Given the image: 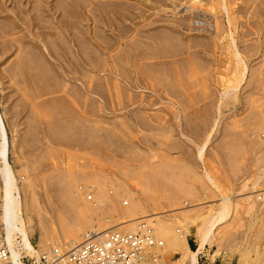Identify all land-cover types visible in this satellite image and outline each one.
Masks as SVG:
<instances>
[{"label":"rangeland","instance_id":"374dc122","mask_svg":"<svg viewBox=\"0 0 264 264\" xmlns=\"http://www.w3.org/2000/svg\"><path fill=\"white\" fill-rule=\"evenodd\" d=\"M104 1L115 2L114 5L134 4L133 0ZM162 1L165 8L162 21L172 20L174 16L166 12L176 7L169 0ZM141 2L144 7L158 6L153 0H138ZM179 2L175 11L182 13L176 17L194 21L196 30L192 34L207 36L208 50L195 59L186 54L172 56L165 52L154 59H134V63L142 67L146 85L167 88V93L164 91L160 98L145 90L141 94L143 98L148 96L154 104L151 109L155 110L130 107L131 97L134 101L135 95L124 91L120 80L114 75L93 74L94 78H99L98 91L106 100L99 108L86 105L84 120L73 117L71 107L63 108L57 103L28 107L17 120L21 145L12 150L14 168L20 169L16 159L19 156L25 164L21 170L35 183L39 201L46 206L58 229L63 225L64 228L73 226L75 220L80 222L77 216L87 210L76 191L80 187H92L97 198L108 205L113 224L119 223L113 217L116 211L131 207L136 203L134 199L144 201L146 210L151 213L161 212V208L173 212L180 209L171 216L172 225L181 234H187L190 248L196 251L197 230L208 218L216 200L221 196H234L245 177L244 167L250 163L255 165L256 158L261 156L263 139H259V135L263 132H259V126L264 117V101L260 83L264 75V47L248 61L245 84L242 82L236 92L229 91L230 95L235 93L237 101L220 104L221 89L235 85L241 66L225 50V41L220 54L215 53L212 41L215 23L224 25L229 33L227 14L217 8V0ZM225 2L230 14L238 7L240 23L245 26L249 22L250 26L243 31H250L246 45L254 46L257 36L252 32H255L256 21H246L254 13L253 9H246L240 2L234 7V0ZM191 6L196 10L190 11ZM261 9L264 14V4ZM153 13V10L145 12L149 16L147 22L159 18ZM260 21L264 23V17ZM231 40L230 36L228 41ZM133 47L136 44L129 50ZM155 47L149 48L150 54ZM116 53L117 49L111 55ZM114 64L119 70L116 76L123 74L125 70L119 66L123 64L118 57ZM220 66L224 67L222 87L217 85ZM90 96L95 97L94 91ZM216 117L220 118V124L210 135ZM208 135L210 142L201 163L197 146H201ZM47 141L49 146H45ZM204 169L214 178L218 191L208 186L203 177ZM254 171L255 168L249 178ZM123 201L128 205L122 206ZM185 204L192 206L191 209H184ZM31 217L36 231L30 242L39 249L40 234L47 233L48 226L45 219L34 214ZM257 230L258 222L244 214L231 218L215 232L218 255L212 258L216 248L206 246L198 256V264H264V251L255 245ZM178 258L176 256L173 262Z\"/></svg>","mask_w":264,"mask_h":264},{"label":"bare ground","instance_id":"6f19581e","mask_svg":"<svg viewBox=\"0 0 264 264\" xmlns=\"http://www.w3.org/2000/svg\"><path fill=\"white\" fill-rule=\"evenodd\" d=\"M153 1L158 6L144 7L142 2L138 3V0L137 5L135 0H133L134 4L119 5L104 0H0V67L7 65L0 70V206L5 237L12 251L11 260L14 264H18L17 260L20 256V251L14 249L17 244L22 251L33 252L30 241L36 231V224L31 219L32 214L39 219H45L48 226V232L40 234L41 251L49 247H60L66 251L74 249L83 242L85 230L91 225L89 204L78 191L79 188L76 192L82 197L87 212L83 211L77 216L79 223L75 220L73 226L64 228L63 225L58 229L46 206L39 201L35 183L26 177L25 171L21 170L25 164L19 156L16 159L19 161L20 169L15 170L12 150H17L21 145L17 120L22 113L28 107L57 103L63 108L71 107V115L80 121L84 120L86 105L99 108L106 100L98 91L100 85L97 82L100 80L94 78L93 74L114 75L118 81L120 80L124 91L135 95L134 101L131 97L130 107H137L140 110L147 107L151 109L154 104L147 99L148 96L143 98L141 95L143 91H149L150 94L160 98L164 91L167 93V88L164 85L159 89L146 85L142 76V67L134 63V59L138 61L158 58L160 52L172 56L186 54L188 58L195 59L197 55H205L208 50L205 41L208 40L207 36L192 34L196 30L193 26L194 21L191 18L176 17L182 13L178 9L177 13L175 11L180 5L179 0H169L176 8L166 12L174 16L168 21H162V13L165 14L163 1ZM189 1L195 3L197 0ZM234 1V7L237 6L236 2H240V5H244L246 9H253L255 18L251 13L246 21L255 19V32L252 34L257 36V41L254 46L246 45L245 39L250 35V31L243 30L244 27L250 26L249 22L244 26L240 23L238 7L230 14L225 0H217V8L227 14L229 33L224 25L215 23L212 37L215 53L220 54L225 41L227 53L241 64L235 85L221 89L220 104L237 101L235 93L230 95L229 91L236 92L242 82L245 84L248 61L260 54L264 47V23L260 21L264 17L261 9L264 0ZM151 10L154 11L155 17L159 16V18L147 22L149 16L145 15V12ZM189 10L196 9L191 6ZM135 19L140 21L134 22ZM139 24L141 26L138 27ZM202 30L206 32L205 29ZM230 36L231 42L228 41ZM132 44H136V47L129 50ZM155 45L158 49L155 47L153 54H150L149 48ZM116 49L117 53L112 56L111 52ZM116 57L122 61L123 65L119 66L125 70L124 73L120 72L123 74L117 76L116 72L119 70L114 66ZM221 64L224 65L222 62ZM223 68L222 66L217 68L219 87L223 84ZM242 90L245 91V88ZM260 90L264 101V75ZM5 91L8 93L5 94ZM93 91L95 97L90 96V93L93 95ZM164 102L162 101L161 104ZM11 118H15L13 122ZM219 124L220 118L216 117L210 135L216 131ZM259 132H263L259 135L260 139L264 137V117ZM210 135L201 146H197V157L201 163H203L204 149L210 142ZM49 143L47 141L45 146H49ZM260 153L261 156L256 158L255 165L250 163L244 167L245 177L235 195L219 197L214 208L210 209L208 218L197 230L196 251L190 248L187 234H181L172 225L171 216L180 209H175L173 212L161 208V212L151 213L146 210L144 201L137 202V199H134L136 203L127 209H116L113 217L119 221L118 225L127 231L133 228L138 219H154L156 233L163 241L160 264L175 262L198 264V256L206 246L216 248L211 255L214 258L219 253L216 230L231 218L242 214L258 222L255 245L257 249L262 248L264 251V209L254 199L251 187L255 171L264 168V144ZM254 168L255 171L249 178ZM203 177L210 188L218 191L214 178L206 169L203 171ZM93 192L97 198L95 189ZM113 198L114 196L111 197ZM235 198L243 200H233ZM191 207L185 204L184 209L189 210ZM62 219L63 217L61 221ZM176 256L179 258L173 262ZM262 258L264 263V252Z\"/></svg>","mask_w":264,"mask_h":264},{"label":"built area","instance_id":"2783aa9c","mask_svg":"<svg viewBox=\"0 0 264 264\" xmlns=\"http://www.w3.org/2000/svg\"><path fill=\"white\" fill-rule=\"evenodd\" d=\"M263 169L255 171L251 187L254 199L264 209ZM93 189H78L89 204L91 220L83 242L69 251L60 247L41 251L32 244V253L22 251L17 244L14 249L20 251L18 264H160L163 241L156 233V221L138 219L130 231L122 229L113 224L108 205L96 198ZM127 205V201L122 202V206ZM5 236L0 206V264H14Z\"/></svg>","mask_w":264,"mask_h":264}]
</instances>
